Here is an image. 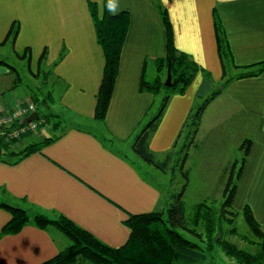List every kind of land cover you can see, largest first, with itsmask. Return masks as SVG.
I'll use <instances>...</instances> for the list:
<instances>
[{
    "label": "crops",
    "instance_id": "crops-1",
    "mask_svg": "<svg viewBox=\"0 0 264 264\" xmlns=\"http://www.w3.org/2000/svg\"><path fill=\"white\" fill-rule=\"evenodd\" d=\"M91 2L97 4L100 15L108 10L109 0H0V44L12 42L16 52L30 48L35 73L43 63L54 65L53 88L59 82L63 90L61 108L77 119L61 132L55 133L60 123L55 127L54 121L51 129L46 124L40 127L42 131L24 136L23 146L60 136L40 152L15 164L0 161V202L21 204L34 213L63 214L106 244L119 247L130 236L124 223L128 213L164 210L168 205L139 164V156L133 150L132 155L122 150L131 147L152 114L155 98L141 89V81L146 61L149 65V58L167 54V28L160 7L168 11L175 46L210 75L199 72L185 93L171 96L149 142L157 155L175 147L198 99L225 79L217 24L230 48L231 75L241 72L235 66L264 61V0H112L117 13L129 12L130 24L103 122L95 119V108L106 59ZM13 26H18L14 40L9 35ZM3 73L10 85L0 90V109H8L27 99L28 93L17 91L9 68L0 69V80ZM210 108L224 115L214 120ZM47 109L38 108V112L50 113ZM226 120V126L242 130L235 145L247 139L252 143L241 169H236L239 159L233 164L224 160L222 170L226 171L221 176L225 180L219 191H224L235 165L234 174L240 169L241 175L233 208L242 212L249 206L257 222L264 225V71L231 80L206 107L196 137L203 127L213 130ZM217 131L207 140L211 145H216L213 141L216 146L226 145L230 136L226 133L221 141ZM10 219V212L0 206V264H41L71 245L54 226L42 229L31 223L17 233H3Z\"/></svg>",
    "mask_w": 264,
    "mask_h": 264
},
{
    "label": "trees",
    "instance_id": "trees-1",
    "mask_svg": "<svg viewBox=\"0 0 264 264\" xmlns=\"http://www.w3.org/2000/svg\"><path fill=\"white\" fill-rule=\"evenodd\" d=\"M90 10L98 42L103 48L106 59L95 108V119L103 122L111 103L119 71L120 56L129 29L130 14L128 11L112 14L105 10L103 15H100L95 2L90 3ZM160 11L167 28V54L165 57L155 60L157 73L152 81L147 78L148 62L146 61L141 89L156 95L163 90H166L167 93L156 114L150 120H146L135 134L132 149L146 163L155 166L160 171H166L175 158V152H173L175 147L166 152L165 158L162 160L150 149V138L157 129L171 96L185 93L199 72H205L207 75L210 73L200 66L190 54L175 46L168 11L162 7H160ZM216 27L223 78L225 79L202 104H199L198 108H193L190 112L181 129V134L188 130L190 138L185 141L183 149H189L194 143L206 107L231 80L255 76L264 71V61H262L247 67L235 66L236 69H241V72L231 75L229 72L230 48L221 26L217 24ZM17 34L18 26H13L9 35L14 40ZM22 56H28L31 60L30 48L25 49ZM62 56L61 54V58ZM0 64L8 66L11 71L15 70L5 60H0ZM168 66L172 73L171 86H166L164 83ZM36 101L39 103L35 102L37 107L40 108L42 101ZM52 116L54 114L45 113L41 127L48 124L52 120ZM56 125L59 123L56 122L55 127ZM59 137H45L26 145L21 150L12 148L4 138L0 139V161L11 164L18 163L31 153L40 152ZM251 143L252 141L247 139L242 144L243 147L245 146L242 164L248 155ZM240 169L235 175V165L232 168L226 180L223 191L224 199L220 207L215 206L213 202L216 201L212 203L203 201L196 203L190 209L184 198L185 192L180 191L171 195V202L167 209L136 214L128 213L124 223L130 229V236L126 243L119 247L106 244L63 214H48L41 211L34 213L21 204L8 202H0V206L6 208L11 214V219L3 226L2 232L17 233L27 224L33 223L42 229L54 226L67 236L71 245L41 264H199L208 260L207 251H211L215 245L238 264H264V225L257 222L249 206H245L242 212L233 208V200L241 175ZM241 214L245 217L254 236L250 242L256 247L255 251L240 247L237 242L228 237L229 235L235 236L238 232L235 226L225 228L227 222L233 225ZM199 227L202 231L198 230ZM185 230L201 237L202 241L206 242L207 248L204 249L197 242L186 237L183 234ZM242 237V240L246 239L244 236Z\"/></svg>",
    "mask_w": 264,
    "mask_h": 264
},
{
    "label": "rangeland",
    "instance_id": "rangeland-1",
    "mask_svg": "<svg viewBox=\"0 0 264 264\" xmlns=\"http://www.w3.org/2000/svg\"><path fill=\"white\" fill-rule=\"evenodd\" d=\"M23 53L24 50L21 52H16L12 42L0 44V60H5L10 66L15 68V70L12 69L13 71L11 76L16 80L17 88H15L18 92L21 91V93H28L27 99L23 98L20 103L27 101L38 103L36 100L42 101L40 108H48L51 114H55V116H52L53 122H49V124H47V128L51 129L52 125L55 123L54 121H56L60 123V128L55 129V133L61 132V129L66 128L67 125H73L77 119L74 115L70 114V112L66 111V108H61V93L63 90L62 85L59 82H57V84L55 83V88H53L54 65L49 66L46 63H43L40 67V70L35 73L34 70L36 69H34L35 67L31 63V60L28 58V56H22ZM8 68L9 67L4 64L0 65L1 70L6 71ZM156 73L157 70L155 60L149 58L147 78L152 81L156 76ZM5 75V73L1 75V91L8 88L10 85V78L8 77L7 79L4 77ZM166 79L167 73L165 75V81ZM217 88L218 86H215L206 97L198 99L200 102H198L194 108H198L199 104H202L204 100L209 97L211 93ZM166 93V90H163L157 95L153 93L155 100L150 107L152 108L150 109L152 114L150 115L149 113V120L159 110L161 101ZM61 109L62 111H60ZM209 112L210 117H213L214 120L224 115H217L218 111H216L214 108H210ZM58 113L59 115L57 116ZM44 114V112L40 114L41 121H44ZM230 119L232 120V115L229 117V120ZM229 120L223 121L216 125L217 127H215L218 130L217 132L219 133V138L221 141L224 140L225 136H230V141L228 140L226 145L221 144L222 147L216 146L218 144L216 141H213L216 145H211L210 141L207 140L215 128L213 130H208L206 127H203L200 134L201 136L195 138L194 143L189 149H183L185 141L190 139L188 136L189 131L185 130L183 134L180 132L178 138L179 142L173 149V152H175V158L170 163V166L166 171H160L139 157V164L144 167L149 180L155 181L154 183L158 186L163 194L164 201L168 202V205L165 209H167L171 202V195L174 193H179L180 191L185 192L184 198L189 208L196 203L203 201L208 203L216 201L213 202L215 203V206H221V203L224 199V192L222 190V192L219 191V189H221V185L225 180V176L222 177L221 174L226 171L222 170V165H225L223 162L225 160V162L233 164L235 159H239L238 164H236V169H238L242 165V158L245 151V146L243 147L242 145L245 140L240 142L239 145H235V137L238 134H241L242 130L226 126V122ZM39 130L40 128L37 131ZM40 131H42V129ZM25 136H28V134ZM23 138L25 137L23 136L9 143L12 147L21 150L25 147L23 146L24 143L23 145L20 143ZM37 140L39 139H36V141ZM224 146L227 147L226 150H223ZM217 148H220V150H217ZM122 150L127 153L129 152L130 155H132V144L131 147H128V145L123 146ZM165 154L166 153L164 152L158 155H160V158L163 160L165 158ZM184 157H186L185 160ZM189 208L188 210L190 211L191 208ZM232 226L236 227L238 234L235 236L229 235L228 237L237 242L240 247L246 248L250 251H255L256 247L250 242L254 236L243 214L236 218V221L233 225L228 224L227 222L225 228H232ZM198 230L202 231L200 227ZM185 231H183V234L186 237L197 242L204 249L207 248L206 242L204 240L202 241L201 237L187 230ZM242 236H244L246 239L242 240ZM207 253L208 260L199 264H235L233 263L235 260L233 261V259L227 257L217 245L213 246V249L211 251H207Z\"/></svg>",
    "mask_w": 264,
    "mask_h": 264
},
{
    "label": "built area",
    "instance_id": "built-area-1",
    "mask_svg": "<svg viewBox=\"0 0 264 264\" xmlns=\"http://www.w3.org/2000/svg\"><path fill=\"white\" fill-rule=\"evenodd\" d=\"M36 111L38 107L33 101L19 103L8 109H0V139L4 138L7 142H13L27 134L37 132L43 122L40 116L38 119L28 120V117Z\"/></svg>",
    "mask_w": 264,
    "mask_h": 264
},
{
    "label": "water",
    "instance_id": "water-1",
    "mask_svg": "<svg viewBox=\"0 0 264 264\" xmlns=\"http://www.w3.org/2000/svg\"><path fill=\"white\" fill-rule=\"evenodd\" d=\"M165 85L166 86H171L172 85V73H171V68L170 66H168V69H167V79L165 81ZM40 116L39 112L36 111V112H33L29 117H28V120H33V119H38Z\"/></svg>",
    "mask_w": 264,
    "mask_h": 264
},
{
    "label": "clouds",
    "instance_id": "clouds-1",
    "mask_svg": "<svg viewBox=\"0 0 264 264\" xmlns=\"http://www.w3.org/2000/svg\"><path fill=\"white\" fill-rule=\"evenodd\" d=\"M107 8H108L109 12L112 14H116L118 11L117 5L115 3H113L112 0H109V2L107 4Z\"/></svg>",
    "mask_w": 264,
    "mask_h": 264
}]
</instances>
